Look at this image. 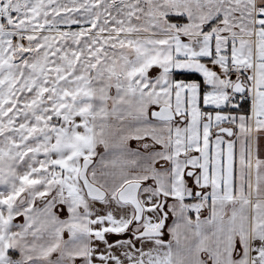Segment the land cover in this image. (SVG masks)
<instances>
[{"label": "snow or ice", "instance_id": "snow-or-ice-1", "mask_svg": "<svg viewBox=\"0 0 264 264\" xmlns=\"http://www.w3.org/2000/svg\"><path fill=\"white\" fill-rule=\"evenodd\" d=\"M0 264H264V0H0Z\"/></svg>", "mask_w": 264, "mask_h": 264}]
</instances>
